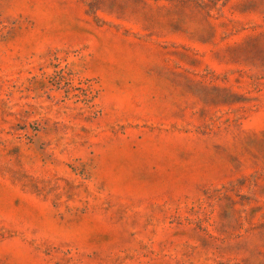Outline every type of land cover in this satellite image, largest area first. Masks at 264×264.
Segmentation results:
<instances>
[{
  "label": "rangeland",
  "instance_id": "rangeland-1",
  "mask_svg": "<svg viewBox=\"0 0 264 264\" xmlns=\"http://www.w3.org/2000/svg\"><path fill=\"white\" fill-rule=\"evenodd\" d=\"M0 264H264V0H0Z\"/></svg>",
  "mask_w": 264,
  "mask_h": 264
}]
</instances>
